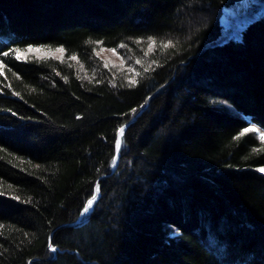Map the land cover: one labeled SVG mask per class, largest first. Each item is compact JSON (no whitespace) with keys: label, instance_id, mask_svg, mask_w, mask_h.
I'll use <instances>...</instances> for the list:
<instances>
[{"label":"trees","instance_id":"trees-1","mask_svg":"<svg viewBox=\"0 0 264 264\" xmlns=\"http://www.w3.org/2000/svg\"><path fill=\"white\" fill-rule=\"evenodd\" d=\"M238 1L0 0V264H264V13L212 45Z\"/></svg>","mask_w":264,"mask_h":264},{"label":"rangeland","instance_id":"rangeland-1","mask_svg":"<svg viewBox=\"0 0 264 264\" xmlns=\"http://www.w3.org/2000/svg\"><path fill=\"white\" fill-rule=\"evenodd\" d=\"M262 4H263L262 0H240L231 6H224V8L222 10L223 13H222L221 18H220V21H221L220 23H222V25H223V28H222L223 32H222V35L220 36V38H218V39L220 40V39H223L224 37H227L226 40H229V39H236L237 40V38H239L241 36V33H240L241 31H240L239 27L245 25V23L247 22V21L243 20L242 16L247 14L250 11L249 10L250 8L255 7V6H260ZM263 11H264V7H263L262 12ZM230 14H232V15H230ZM237 17H239V18H237ZM236 29H237V31H239L240 35H237V36L231 35V33H232L231 31L236 30ZM229 32H231V33L228 34ZM101 54H102V56L107 58L108 61L118 62L117 56L113 53V51L108 52L107 50H104L103 52H101ZM259 130L262 131L261 129H259ZM85 205L87 206V202ZM91 209H92V207L90 208V210ZM87 213H84V211H82L81 215L84 216Z\"/></svg>","mask_w":264,"mask_h":264},{"label":"snow or ice","instance_id":"snow-or-ice-1","mask_svg":"<svg viewBox=\"0 0 264 264\" xmlns=\"http://www.w3.org/2000/svg\"><path fill=\"white\" fill-rule=\"evenodd\" d=\"M156 44V42L153 40L149 43V50H151L152 47H154ZM171 45V42H169L168 44H165L163 45V47L167 48ZM43 49L39 48V47H33V46H28L24 51L27 52V53H33V52H41ZM56 52H60V53H63L64 52V49L62 47L60 48H56L55 49ZM15 52H16V59H20L21 58V50L19 48L15 49ZM3 56L7 57L9 55V52H3L2 53ZM147 55V53H146ZM72 60H76L77 58L75 56H72L71 57ZM141 61L137 60V63H140ZM107 66V65H106ZM145 71H147V69H145ZM135 81H132V83H134ZM257 129L255 127H252V128H245L241 133L240 135L243 136L245 133H248V132H256ZM119 133H120V136L122 137L123 136V133H124V128L121 127L119 129ZM260 139L261 140H264V131H261L260 132ZM120 146H121V140L117 139L116 142H115V147L117 150L120 149ZM113 163H115V161L113 160ZM258 171H260L261 173H264V167L262 168H259ZM97 199V197L95 195H93L91 197V199H89L87 201V206L83 209L84 213H87L90 208L92 207L93 205V202ZM55 250V249H53Z\"/></svg>","mask_w":264,"mask_h":264},{"label":"water","instance_id":"water-1","mask_svg":"<svg viewBox=\"0 0 264 264\" xmlns=\"http://www.w3.org/2000/svg\"><path fill=\"white\" fill-rule=\"evenodd\" d=\"M262 2H263L262 5L250 8L249 9L250 11L247 14L242 16L243 20H245L247 22L245 23V25L240 27V30L244 29L251 22V20L258 18L260 16V14L264 13V11L262 12L263 7H264V0H262ZM226 38L227 37H224L223 39H220V40L218 39V40L214 41V43L212 45L223 42L226 40ZM117 159H118V157H117ZM117 159H116V162H117ZM98 196H99V194L97 195V197Z\"/></svg>","mask_w":264,"mask_h":264},{"label":"bare ground","instance_id":"bare-ground-1","mask_svg":"<svg viewBox=\"0 0 264 264\" xmlns=\"http://www.w3.org/2000/svg\"><path fill=\"white\" fill-rule=\"evenodd\" d=\"M262 3H263V2H262ZM230 15H232V14H230ZM238 15H239V14H238ZM241 15H242V14H241ZM237 18H239V17H237ZM239 28H240V27H239ZM237 29H238V28H237ZM237 29H236V30H233V31H231L232 33H231V32H229L228 34H230V33H231V35H234V36L240 35V34H239V31H237ZM95 193H96V197H97V195L99 194V193H98V190H96V192H95Z\"/></svg>","mask_w":264,"mask_h":264}]
</instances>
